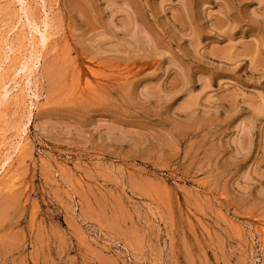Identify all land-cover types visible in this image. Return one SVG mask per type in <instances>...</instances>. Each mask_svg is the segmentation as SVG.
Listing matches in <instances>:
<instances>
[{
	"label": "rangeland",
	"instance_id": "1",
	"mask_svg": "<svg viewBox=\"0 0 264 264\" xmlns=\"http://www.w3.org/2000/svg\"><path fill=\"white\" fill-rule=\"evenodd\" d=\"M26 1L50 38L0 0V264H264V0Z\"/></svg>",
	"mask_w": 264,
	"mask_h": 264
},
{
	"label": "bare ground",
	"instance_id": "2",
	"mask_svg": "<svg viewBox=\"0 0 264 264\" xmlns=\"http://www.w3.org/2000/svg\"><path fill=\"white\" fill-rule=\"evenodd\" d=\"M18 2L21 4L19 7L21 8H19L21 11V14H19L18 13V18H19V23H18V25H17V23H16V25H17V27H15L16 29H18L19 30V32H24V30L26 31V29L28 30V33L27 34H30L32 37L31 38H37L38 40H39V43H40V45H41V47L43 46V47H45V46H47L46 44H47V41H48V39L50 38L49 37V33H48V26H50L49 24H50V22H49V24H48V22H44V24H43V28L42 27H40V26H38V25H36L34 22H36V21H34L33 22V20H35V19H33L32 17L30 18V13L28 12V10H27V8H26V5H27V7H28V4H26L25 5V2H27L26 0H18ZM44 8V7H43ZM44 10V9H43ZM45 13V12H44ZM32 15V14H31ZM46 18V17H45ZM47 20V19H46ZM39 24V23H38ZM41 25V24H40ZM51 27V26H50ZM12 30H14V29H12ZM50 31V30H49ZM10 32V31H9ZM27 32V31H26ZM12 33V32H11ZM10 33V34H11ZM21 33V34H22ZM9 34V33H8ZM30 37V36H29ZM13 39V38H12ZM19 39V38H18ZM34 39V40H35ZM29 40V39H28ZM30 40H32V39H30ZM33 40V41H34ZM7 42V41H6ZM13 42V41H12ZM29 43H30V41H29ZM32 43H34V42H32ZM6 44V43H5ZM7 46H8V49H6V47H4V50H7L4 54H6V56L8 57V60L12 57V56H18V54H20L19 53V51L18 50H16V48L14 47V46H12V44L10 43V41L9 42H7ZM35 44V43H34ZM34 44L33 45H30L31 46V49H32V47L33 48H37L36 46L34 47ZM37 44V43H36ZM5 46V45H4ZM19 46H21V45H19ZM30 46H29V48H30ZM28 48V49H29ZM24 49V48H23ZM31 49L29 50L30 51V53H32L31 52ZM26 54V56L23 58V60L21 59V61H19L18 63L16 62L18 59L16 58V63H17V65H15L14 66V74H13V76H14V78L16 79L17 77H19V78H24L25 80H27L26 81V86H28L27 87V89L29 88L30 89V85H31V77L33 76V72H34V70H35V68L38 66V64L40 63V61L41 60H39V58L37 57L36 58V56H35V58H34V56H32L31 54ZM25 55V54H24ZM34 55H35V53H34ZM7 57H5V58H7ZM22 57V56H21ZM3 58H4V56H3ZM4 58V59H5ZM1 60H3V59H1ZM6 60V59H5ZM4 60V62H6ZM11 60V59H10ZM2 63V61L0 62V64ZM3 64V63H2ZM2 64L0 65V69H1V67H2ZM6 64V63H5ZM9 64H10V62H9ZM15 64V63H14ZM4 65V64H3ZM3 69V68H2ZM4 70V69H3ZM6 72V71H5ZM35 73V72H34ZM4 79H6V78H4V77H2V80H3V82H1L2 83V88H3V90H2V93H0V95H3V97L2 98H4V99H7L8 98V96H11V93L14 91V90H17L18 92H20L19 90H20V88H19V83L17 82V81H15L13 78L11 79V80H8V81H4ZM2 80H0V81H2ZM1 89V88H0ZM21 90H22V88H21ZM24 90H26V88L24 89ZM31 90V89H30ZM35 91V90H34ZM1 92V91H0ZM24 92V91H23ZM26 92V91H25ZM24 92V93H25ZM28 92V91H27ZM33 93V92H32ZM35 93H37V92H35ZM20 94V93H19ZM38 94V93H37ZM29 94H27V96H28ZM31 96V95H30ZM34 96V98H35V100L36 99H38L37 97L38 96H36L35 97V94L33 95ZM7 97V98H6ZM16 97V96H15ZM32 97V96H31ZM10 98V97H9ZM8 98V99H9ZM33 99V98H32ZM0 100H1V98H0ZM35 100H32V101H35ZM2 101V100H1ZM4 102H6V101H4ZM3 102V103H4ZM0 104H1V102H0ZM31 104H33V102H31ZM37 106V105H36ZM30 107V106H29ZM26 125V124H25ZM27 130V129H26ZM18 138V137H17ZM18 142H16L17 143V145H16V149H18L19 148V146H20V144L22 143V139L21 140H17ZM15 149V150H16ZM14 153V152H13ZM0 171H1V169H0ZM2 172V171H1ZM2 174V173H1Z\"/></svg>",
	"mask_w": 264,
	"mask_h": 264
}]
</instances>
